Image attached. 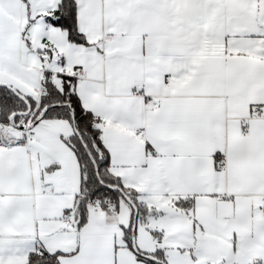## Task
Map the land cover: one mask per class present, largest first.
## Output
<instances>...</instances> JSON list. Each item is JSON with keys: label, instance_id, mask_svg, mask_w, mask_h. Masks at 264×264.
Wrapping results in <instances>:
<instances>
[{"label": "snow or ice", "instance_id": "6c2138e0", "mask_svg": "<svg viewBox=\"0 0 264 264\" xmlns=\"http://www.w3.org/2000/svg\"><path fill=\"white\" fill-rule=\"evenodd\" d=\"M0 264H264V0H0Z\"/></svg>", "mask_w": 264, "mask_h": 264}]
</instances>
